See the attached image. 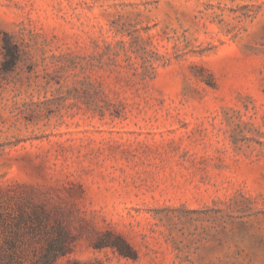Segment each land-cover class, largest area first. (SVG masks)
Returning <instances> with one entry per match:
<instances>
[{
  "label": "rangeland",
  "instance_id": "obj_1",
  "mask_svg": "<svg viewBox=\"0 0 264 264\" xmlns=\"http://www.w3.org/2000/svg\"><path fill=\"white\" fill-rule=\"evenodd\" d=\"M0 264H264V0H0Z\"/></svg>",
  "mask_w": 264,
  "mask_h": 264
},
{
  "label": "trees",
  "instance_id": "obj_2",
  "mask_svg": "<svg viewBox=\"0 0 264 264\" xmlns=\"http://www.w3.org/2000/svg\"><path fill=\"white\" fill-rule=\"evenodd\" d=\"M9 50H10V52H11L12 55L16 56V54H17L16 53V50H12V49H9Z\"/></svg>",
  "mask_w": 264,
  "mask_h": 264
}]
</instances>
